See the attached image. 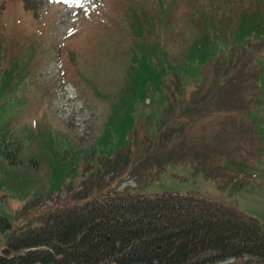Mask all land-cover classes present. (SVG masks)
<instances>
[{"label": "rangeland", "instance_id": "rangeland-1", "mask_svg": "<svg viewBox=\"0 0 264 264\" xmlns=\"http://www.w3.org/2000/svg\"><path fill=\"white\" fill-rule=\"evenodd\" d=\"M86 1L0 0V247L45 210L75 204L98 156L129 146L128 160L136 151L156 163L99 176L90 194H198L264 226V145L222 159L240 152L241 112L264 139V73L239 74L223 56L264 44V0ZM217 67L237 78L210 93ZM197 85L194 114L182 99L189 105Z\"/></svg>", "mask_w": 264, "mask_h": 264}, {"label": "trees", "instance_id": "trees-1", "mask_svg": "<svg viewBox=\"0 0 264 264\" xmlns=\"http://www.w3.org/2000/svg\"><path fill=\"white\" fill-rule=\"evenodd\" d=\"M254 52L243 49L248 57ZM229 56L231 67L246 65L241 74L257 75L260 71L258 62L247 64L241 53L237 58L235 54ZM216 72H220V78L212 80L210 93L221 84L223 87L227 79L237 78L228 69L217 67L213 74ZM201 86L194 88L189 105L182 99L183 110L190 108L193 112L202 102ZM241 95L239 91L234 94L236 98ZM241 114L234 134L240 152L236 153L235 147L224 154L225 163L262 148L261 132ZM185 125L186 121L181 120L172 131H181ZM168 136L165 134L161 141L165 143ZM252 138L255 142L250 143ZM128 152H132L130 146L113 157L98 156L99 165L85 180L86 186L79 191L75 204L45 211L38 224L16 229L8 244L0 247V264H205L231 256L236 259L228 264H264V226L230 204L207 196L166 191L148 194L130 187L90 194L88 184L96 187L99 176L119 169L123 173L126 169L144 173L156 163L136 151L128 160ZM4 223L3 228L11 224L6 219Z\"/></svg>", "mask_w": 264, "mask_h": 264}, {"label": "bare ground", "instance_id": "bare-ground-1", "mask_svg": "<svg viewBox=\"0 0 264 264\" xmlns=\"http://www.w3.org/2000/svg\"><path fill=\"white\" fill-rule=\"evenodd\" d=\"M70 100V99H69Z\"/></svg>", "mask_w": 264, "mask_h": 264}]
</instances>
